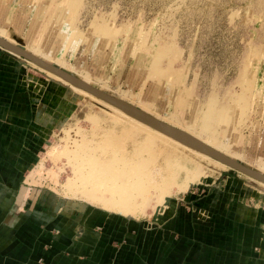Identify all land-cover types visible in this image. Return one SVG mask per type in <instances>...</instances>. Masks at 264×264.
Listing matches in <instances>:
<instances>
[{
	"label": "rangeland",
	"instance_id": "obj_1",
	"mask_svg": "<svg viewBox=\"0 0 264 264\" xmlns=\"http://www.w3.org/2000/svg\"><path fill=\"white\" fill-rule=\"evenodd\" d=\"M0 35L66 60L71 71L103 81L109 94L126 92L156 114L207 129L264 173V0H0ZM3 55L4 100H12V92L21 97L13 99L21 128L6 134L21 139V150L35 162L34 183L56 197L128 218L113 207L119 193L98 184L102 174L93 170L120 163L134 168L129 179L150 183L153 176L150 184L160 188L171 166L181 168L168 156L174 150L198 161L204 181L187 191L170 184L165 204L147 202L138 207L144 215L129 218L154 221L186 194L221 186L251 204L264 203L260 181L150 143L148 133L103 101L28 60ZM108 135L126 141L116 146Z\"/></svg>",
	"mask_w": 264,
	"mask_h": 264
},
{
	"label": "crops",
	"instance_id": "obj_2",
	"mask_svg": "<svg viewBox=\"0 0 264 264\" xmlns=\"http://www.w3.org/2000/svg\"><path fill=\"white\" fill-rule=\"evenodd\" d=\"M3 56L0 48V264H264V203L233 188L192 191L148 221L35 184L34 160L6 134L21 128V97L4 100Z\"/></svg>",
	"mask_w": 264,
	"mask_h": 264
},
{
	"label": "bare ground",
	"instance_id": "obj_3",
	"mask_svg": "<svg viewBox=\"0 0 264 264\" xmlns=\"http://www.w3.org/2000/svg\"><path fill=\"white\" fill-rule=\"evenodd\" d=\"M0 37L5 39V40H7V41H9L8 38L3 36V35H0ZM9 42H11V41H9ZM15 45H17V44H15ZM25 49L27 51H29L30 53H32L33 55L41 58L42 60H44V61H46L48 63H51V64L57 66L58 68H60V69H62L64 71H67L69 73L72 72V74L74 73L73 75L77 76L78 78H80L81 80L85 81L86 83L98 88L99 90H102V91L106 92V87L107 86L104 83H102L103 81L100 82L99 80H97V82H95L94 80H92V78L88 74H85V73H82V72H78V71L77 72L71 71V66H70V64H68V62L66 60H63V59H56L55 60L54 58H52V57L48 56L47 54H45L44 52H42L41 49H39V47H37V46L34 47V48H31V49H29V48H25ZM34 65H36V64H34ZM39 68L44 70V71H46L47 73H49L51 76L55 77L57 80L63 81L64 83L70 85L71 87H73L74 91H77V93H79L81 95H89L93 99L97 98L94 95L88 93L87 91H85V90H83V89H81V88H79V87L67 82L63 78L55 75L54 73H51V72H49V71H47V70H45V69H43L41 67H39ZM113 91H114V89H113ZM117 91H119V90H117ZM106 93H108V92H106ZM110 95H112L114 97H117V98H119V99H121L123 101H126V102H128V103H130V104H132V105H134V106H136L138 108H140L141 110H143V111L147 112L148 114L154 116L156 119H158L160 121H163V122H165V123H167V124H169V125H171V126H173L175 128L183 130L184 132L190 134L191 136H193L196 139L200 140L201 142L205 143L207 146H209V147H211V148H213V149H215V150H217V151H219V152L231 157L234 160L242 162V159H241L242 157H241V155L239 153H235V152L229 150V146H227V144H225L221 140H219V138H217L216 136H213V135H210L211 137L208 136L207 135L208 134L207 129H202V130L197 129L196 130L190 125H186V126L181 125L177 116L176 117L175 116L163 117L160 114H156L153 111V109L151 108L152 106L144 105L143 103L137 102V98L135 96H132V95L130 96L126 92H116L115 94H110ZM98 99L99 98H97V100ZM98 101H103V100L99 99ZM103 102L106 105H108L110 108H112L115 111H117L122 117L126 118L129 121L134 122L137 125V128H139L141 131L146 132V134L148 133L150 135V136H148L150 138V140H149L150 143L153 142V144H155V143H157L156 141H160V143H162L164 146L167 145V146H172L174 149H179L181 151H183V150L184 151H189L191 154L195 155L196 157H198V158H200L202 160H206L208 162L211 161V162L217 164L218 166H220V167H222L224 169H228L229 168L227 165H225V164L221 163L220 161L210 157L209 155H207L205 153H202L200 151H197V150H195V149H193V148L181 143L180 141H178V140H176V139L164 134L163 132H161L159 130H156L153 127H151V126H149V125L137 120L136 118H134L131 115H129L126 112H124L123 110H121V109H119V108H117V107H115V106H113V105H111V104H109V103H107L105 101H103ZM115 120L113 118V122ZM116 122L118 123V121H116ZM115 129H117V128H115ZM109 130H110V128H109ZM109 130H108V132H109ZM122 130L126 134V132H127L126 131V127H124ZM114 132H115V130H114ZM110 133H109V135H110ZM109 135L107 137L110 138ZM114 135H115V133H114ZM121 139H123V138H121ZM121 139L118 140V141L120 142ZM111 140H112L111 144H116V146H117V144H118L117 137L116 138L113 137V139H111ZM108 141L109 140L107 138V142ZM125 141L124 142L121 141L120 143L121 144L125 143ZM129 144H131V143H129ZM128 146H130V145H128ZM131 146H132V144H131ZM113 147H115V146H113ZM128 148L129 147H127L126 149H128ZM127 152H128V150H127ZM127 152L124 153V150H123L124 154H127ZM173 152H174V150H170V152L168 153V156H175L174 158L177 161L176 164L178 166H181V168H179V170H177V168L171 166V169H172L173 172L172 173L167 172L166 179L165 180L163 179L165 181V185L166 186H162L160 188L157 187L156 185L153 186L154 184L153 185L150 184L152 182V180H153V176H152V179H151L150 183H149V181H150L149 178H148L149 180L147 179L148 181L142 180V179L141 180L140 179L139 180L138 179L137 180L136 179L135 180L134 179H132V180L129 179L131 176L134 175L133 174L134 173V171H133L134 168L132 167L133 170L132 171H130V170L128 171V170L125 169V167H123V168L120 167V165H119L120 163H118V162H117L118 165H116V163H112L111 164V162H110V165L108 164V166H105V167L96 166L95 170H93V168H92V170L95 171V173L102 174L101 175V181H97L98 184H100V182H101V183H103L106 186L107 190H109V191L111 190L113 192L119 193L118 194L119 198L113 204V207L118 209V211H120V212H122L124 214H129L128 215L129 217H134L135 214L137 213L139 217H135V218H140L141 215L145 214V211H144V208H141V210H140V209H138V207H145L147 202H153V201H155L157 204H159V206H161V204H165L166 203L167 196L165 194L168 192V190H169L168 186H170V184L173 185V186H176V187H177L178 184H180L181 185L180 186L181 187L180 190L181 191H184V190L187 191V190L193 188L195 185L201 184L204 181L203 180L204 179L203 178L204 175H202V174L200 175L199 172H198L199 171L198 170L199 169L198 161L194 160L189 155L186 156L187 154L184 155L186 152H181L180 155L179 154L178 155H173ZM129 153L127 154L128 156H129ZM131 153H133V151ZM182 153H184V154L182 155ZM134 156H132V157H134ZM166 158H168V157H166ZM166 158H165V160H166ZM128 159H130V158H128ZM104 160L105 159H103V161ZM110 160H112V159H109V161ZM132 160H134V159H132ZM123 161H124V158H123L122 162ZM122 162H121V164H122ZM107 163H108V161H107ZM132 163H134V162H131V164ZM124 165L125 164H123L122 166H124ZM136 165H139V163L136 164ZM126 166H127V164H126ZM129 166H127V167L130 168ZM262 169H263V166L260 165V167L258 169H255V170H257L260 173H263ZM136 170H138V169H136ZM142 173L143 172L141 171V174ZM149 173H151V172H149ZM149 173L147 174V177H148ZM140 176H142V175H140ZM142 177L144 178V176H142ZM162 181H161V183H162ZM65 189L67 190V187Z\"/></svg>",
	"mask_w": 264,
	"mask_h": 264
},
{
	"label": "water",
	"instance_id": "obj_4",
	"mask_svg": "<svg viewBox=\"0 0 264 264\" xmlns=\"http://www.w3.org/2000/svg\"><path fill=\"white\" fill-rule=\"evenodd\" d=\"M0 47L11 53L14 54L24 60H28L37 66L54 73L55 75L63 78L67 82L87 91L88 93L94 95L95 97L123 110L127 114L131 115L132 117L136 118L137 120L153 127L156 130L163 132L164 134L180 141L181 143L197 150L202 153L209 155L210 157L220 161L221 163L227 165L231 169L240 172L244 175L249 176L257 181L264 183V174L258 172L257 170L247 166L246 164L234 160L231 157L207 146L205 143L201 142L200 140L196 139L195 137L191 136L190 134L184 132L181 129L175 128L163 121L156 119L154 116L148 114L147 112L141 110L140 108L123 101L117 97H114L98 88L86 83L85 81L81 80L77 76L64 71L57 66L48 63L41 58L33 55L29 51H27L23 46L17 44H13L3 38L0 37Z\"/></svg>",
	"mask_w": 264,
	"mask_h": 264
}]
</instances>
